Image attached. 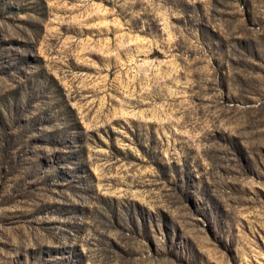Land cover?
Masks as SVG:
<instances>
[{"label":"rangeland","instance_id":"rangeland-1","mask_svg":"<svg viewBox=\"0 0 264 264\" xmlns=\"http://www.w3.org/2000/svg\"><path fill=\"white\" fill-rule=\"evenodd\" d=\"M0 264H264V0H0Z\"/></svg>","mask_w":264,"mask_h":264}]
</instances>
